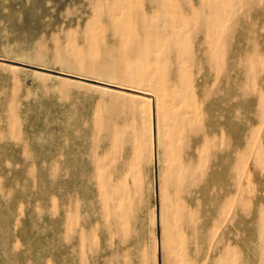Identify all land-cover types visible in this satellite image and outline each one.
Returning a JSON list of instances; mask_svg holds the SVG:
<instances>
[{"label":"rangeland","instance_id":"1","mask_svg":"<svg viewBox=\"0 0 264 264\" xmlns=\"http://www.w3.org/2000/svg\"><path fill=\"white\" fill-rule=\"evenodd\" d=\"M0 264H264V0H0Z\"/></svg>","mask_w":264,"mask_h":264},{"label":"bare ground","instance_id":"2","mask_svg":"<svg viewBox=\"0 0 264 264\" xmlns=\"http://www.w3.org/2000/svg\"><path fill=\"white\" fill-rule=\"evenodd\" d=\"M136 95H140V96H141V94H136ZM159 215H160V211H159V213H158V221H159V224H160ZM159 260H160V256H159Z\"/></svg>","mask_w":264,"mask_h":264}]
</instances>
